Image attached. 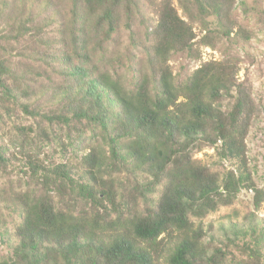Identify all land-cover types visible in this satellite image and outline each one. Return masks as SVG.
Returning a JSON list of instances; mask_svg holds the SVG:
<instances>
[{"label": "trees", "instance_id": "1", "mask_svg": "<svg viewBox=\"0 0 264 264\" xmlns=\"http://www.w3.org/2000/svg\"><path fill=\"white\" fill-rule=\"evenodd\" d=\"M33 1L0 0V106L18 102L17 89L35 71L13 61L11 46L27 34L38 36L45 26ZM70 1L78 30L96 27L106 39L123 18L130 27L137 8V0ZM179 1L185 15L172 0L149 1L157 18L134 88L108 70L69 64L67 72L77 81L66 95L70 115L42 116L64 123L86 120L103 141L83 146L79 169L69 162L46 166L40 161L22 168L38 188L10 193L20 210L12 233L17 243L0 264H159L161 258L167 264H264V228L258 229L254 217H244L243 226L223 227L233 242L249 236L244 257L232 260L211 246L213 236L203 226V219L233 204L242 189L255 191L256 206L264 201V191L252 179L246 144L258 112L253 86L239 79L236 56L206 61L182 80L169 61L177 52L198 59L202 46L230 37L237 0ZM197 22L205 31L200 38ZM237 35L250 39L252 32L240 27ZM71 42L75 54L88 59V40L73 33ZM17 51L27 59L38 55L34 47ZM21 106L34 112L27 102ZM205 147L217 148L232 168L196 159ZM7 162L0 153V170ZM79 202L85 207L79 209Z\"/></svg>", "mask_w": 264, "mask_h": 264}, {"label": "rangeland", "instance_id": "2", "mask_svg": "<svg viewBox=\"0 0 264 264\" xmlns=\"http://www.w3.org/2000/svg\"><path fill=\"white\" fill-rule=\"evenodd\" d=\"M46 1L48 6H43L41 0L33 1L31 5L36 13L41 14L39 19L45 25L39 35L32 37L27 34L19 38L16 44L11 43L14 46L13 61L24 63L23 68L27 72L35 71L27 74L17 89L18 102L10 101L6 107L0 106V153L8 159L7 164H3L7 165L6 169L0 170V259L11 255L17 243L12 233L20 221V210L12 203L10 193L38 188L30 172L22 168L30 162L40 161L46 166L69 162L79 169L82 167L80 156L83 146L103 141L101 131L86 120L64 123L57 119L48 121L42 116L44 112L70 115L66 95L73 92L77 81L69 76L67 67L80 63L88 71L93 67L108 70L120 76L125 86L134 88L139 79L140 66L144 64L148 32L157 18L150 0H137L136 11L129 22L131 26L127 27V21L123 18L111 38L106 39L96 27L87 26L86 32L78 30L80 23H72L70 0ZM172 1L179 14L185 15L180 1ZM241 1H245L246 6ZM192 7L196 11L194 5ZM46 16L48 20L43 21ZM233 17L236 25L231 36H220L212 46H202L200 58H190L186 52H177L169 61L174 75L182 80L206 61L230 56L239 59L238 77L252 84L258 107L246 138L248 161L253 181L264 191V0H237ZM240 27L252 32L250 39L237 35ZM195 30L198 38L205 33L198 22L195 23ZM73 33L78 38L88 40L85 50L88 59L75 54L71 42ZM35 40H40V44H35ZM30 47L37 49L36 58L27 59L18 55V49L28 50ZM57 94L61 95V100L55 99ZM22 102H27L34 112L23 109ZM194 157L211 167L232 168L229 160L219 158L215 147H205L197 151ZM254 194L252 189H242L233 204L222 206L203 219L204 229L213 236V240H209L211 246L226 253L228 260L244 257L243 245L249 241V236L233 242L231 237L225 236L223 227L228 228L232 224L243 226L247 222L244 217L252 216L258 229L264 228V201L256 206ZM82 206L85 207L80 203L78 208ZM261 252L264 255V246ZM159 264L167 262L161 258Z\"/></svg>", "mask_w": 264, "mask_h": 264}]
</instances>
